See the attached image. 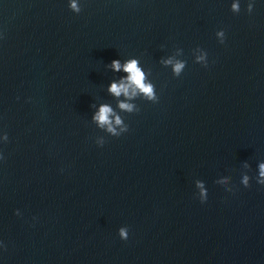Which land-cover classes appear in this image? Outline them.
Instances as JSON below:
<instances>
[{
	"label": "water",
	"instance_id": "obj_1",
	"mask_svg": "<svg viewBox=\"0 0 264 264\" xmlns=\"http://www.w3.org/2000/svg\"><path fill=\"white\" fill-rule=\"evenodd\" d=\"M77 2L0 0V264H264V0Z\"/></svg>",
	"mask_w": 264,
	"mask_h": 264
},
{
	"label": "clouds",
	"instance_id": "obj_2",
	"mask_svg": "<svg viewBox=\"0 0 264 264\" xmlns=\"http://www.w3.org/2000/svg\"><path fill=\"white\" fill-rule=\"evenodd\" d=\"M68 7L75 13H79L81 11V8L77 2V0H69ZM248 11L251 12L253 5L250 3L248 4ZM232 10L233 11H239V5L237 3L232 4ZM217 36L220 37V41L223 42L224 32L220 31L217 32ZM197 62H200L202 64L207 63L206 61V54H202L200 56L196 57ZM165 64H171L173 72L175 74H179L182 69L185 67V63L183 61H175L171 58L164 61ZM111 67L115 71H119L123 69L126 73H128L126 78H123L120 82H112L109 85V91L115 95L120 96L123 94L125 97H132L136 95L137 90L144 94L145 97H147L150 100H153L154 102L158 99L153 91V86L149 83L145 82L144 73L138 67V62L135 59H130L126 61L123 65L120 63L119 60H113L111 62ZM131 88V91H130ZM119 108L132 111L133 105L126 103V102H120ZM110 116L112 117L110 119ZM93 119L97 121V123L104 127L106 126L107 131L111 133L113 136H119L121 133L127 131L126 125L123 124L121 118L113 112V110L108 105H101L98 109V111L95 113ZM113 125L120 126V131H117V128ZM7 140V136L5 137ZM260 172L259 176L261 179L258 180L259 184L264 185V163H261L259 165ZM242 183L247 187L248 186V177L244 176ZM197 187L200 188V200L201 202L206 200V192L205 189L200 181H197ZM118 235L121 239H127L128 238V230L127 227H121L118 230Z\"/></svg>",
	"mask_w": 264,
	"mask_h": 264
}]
</instances>
